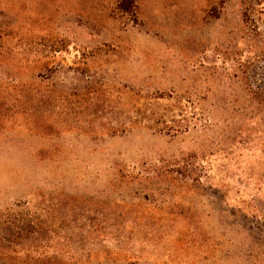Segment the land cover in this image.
<instances>
[{"label":"rangeland","instance_id":"1","mask_svg":"<svg viewBox=\"0 0 264 264\" xmlns=\"http://www.w3.org/2000/svg\"><path fill=\"white\" fill-rule=\"evenodd\" d=\"M0 264H264V0H0Z\"/></svg>","mask_w":264,"mask_h":264},{"label":"trees","instance_id":"2","mask_svg":"<svg viewBox=\"0 0 264 264\" xmlns=\"http://www.w3.org/2000/svg\"><path fill=\"white\" fill-rule=\"evenodd\" d=\"M126 7H128V6H126Z\"/></svg>","mask_w":264,"mask_h":264}]
</instances>
